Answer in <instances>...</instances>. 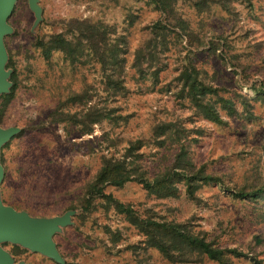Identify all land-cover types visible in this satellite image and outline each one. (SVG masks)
<instances>
[{
	"label": "rangeland",
	"instance_id": "rangeland-1",
	"mask_svg": "<svg viewBox=\"0 0 264 264\" xmlns=\"http://www.w3.org/2000/svg\"><path fill=\"white\" fill-rule=\"evenodd\" d=\"M36 6L38 11L29 0H15L5 20L7 77L0 96L9 91L12 70L17 87L0 129L17 131L0 146V202L32 219L72 214L51 236L59 262L20 243L0 241L12 264H171L145 246L144 237L123 215L106 210L100 201L85 215L77 208L101 158L122 156L127 143L137 138L143 140L137 162L148 177L171 166L183 147L195 168L222 183L202 186L194 199L181 183L172 198L149 195L134 183L109 187L106 193L140 215L183 224L219 248L236 249L242 256L233 264H251L254 257L264 264V199L239 200L226 191L264 187V0H178L174 14L200 47H189L187 36L171 44L156 65L162 69L158 81L151 75L154 68L138 76L131 67L134 49L145 42L155 21H163L147 0H36ZM72 21L102 23L114 30L118 42L124 40L126 94L108 96L99 66L86 57L73 66L60 53L44 60L37 40L68 34ZM187 54L205 82L221 88V95L235 104L233 117L220 111L225 125L203 119L187 100L176 98L175 79ZM71 93L81 95L82 102L70 106L66 100ZM90 105L114 106L119 117L95 125L58 123L52 121L57 116L50 117L56 108L79 113ZM161 122L174 123L178 134L158 147L149 130ZM183 264L215 263L192 258Z\"/></svg>",
	"mask_w": 264,
	"mask_h": 264
},
{
	"label": "trees",
	"instance_id": "trees-1",
	"mask_svg": "<svg viewBox=\"0 0 264 264\" xmlns=\"http://www.w3.org/2000/svg\"><path fill=\"white\" fill-rule=\"evenodd\" d=\"M178 0H147V4L163 17V21H155L149 28L145 42L134 49L131 67L138 76H144L146 70L154 68L151 72L154 81H158L161 68L156 66L160 57L169 50L171 44H180L182 36H187L185 21L174 14V5ZM199 3L197 4V6ZM225 8V4H221ZM177 29L175 31L174 29ZM114 30L108 29L102 23H90L89 21H72L69 25L68 34H56L46 39H38L36 47L40 50L42 57L47 62L53 53H60L70 64L75 65L83 58H88L99 66L101 81L104 91L111 94L113 99L118 94H126L127 89L124 81V70L127 54L122 49L121 43L126 45L120 38L118 42L113 38ZM187 40L188 46L200 47V41ZM202 45V44H201ZM209 50L214 51V43L207 44ZM86 53V54H84ZM155 63V64H154ZM177 85L176 98L187 100L196 114L203 119L216 124L225 125L220 111L225 112L229 117L237 114L233 101L221 95V88L213 87L205 82L200 70L195 65L189 54L182 60L181 68L175 79ZM10 88L6 94L0 96V123L3 113L14 98L17 85L14 70L9 76ZM101 83V82H100ZM81 95L71 93L67 97L70 106L82 102ZM243 105V104H242ZM245 106V105H244ZM117 109L99 108L89 106L83 112H71L60 108L54 109L50 117L57 116L54 122L63 123L67 121L95 125L102 121L115 122ZM60 113V114H59ZM61 117V118H59ZM89 131V130H86ZM89 133V132H85ZM175 124L161 122L153 125L149 130V139L158 147H163L177 136ZM143 140L137 138L127 143L124 154L115 157H102L91 181L83 186L82 197H80L77 208L82 215L90 213L95 209V202L100 201L106 210L110 208L116 213L125 217L126 221L133 226L143 237L147 248H152L160 253L165 260L171 264L188 263L192 258H205L215 264H233V259L240 258L241 252L236 249H222L204 235L190 232L185 225L154 215H140L130 206L116 201L106 189L122 188L126 184L134 183L143 188L149 195L157 198L176 197L179 192V184L184 187L188 198L194 199L196 192L204 185L221 184L222 179L218 176L206 174L204 169L195 168L188 161L184 148H180L175 155L171 166L153 177H148L147 171L143 168L139 151L143 146ZM230 196L239 199L258 200L264 199V187L251 191L226 190ZM260 242V241H259ZM258 242V243H259ZM251 264H262V261L254 257Z\"/></svg>",
	"mask_w": 264,
	"mask_h": 264
},
{
	"label": "water",
	"instance_id": "water-1",
	"mask_svg": "<svg viewBox=\"0 0 264 264\" xmlns=\"http://www.w3.org/2000/svg\"><path fill=\"white\" fill-rule=\"evenodd\" d=\"M15 0H0V92L5 90L4 78L7 77L3 71L5 55L2 46V37L7 32L5 20L11 11ZM30 7L36 11V0H29ZM16 129H0V146L9 140ZM2 173L0 171V180ZM72 212L61 218L32 219L25 213H18L9 207H3L0 202V241L9 240L20 243L33 251L40 252L55 261L60 258L51 243V236L57 227L64 223ZM0 264H12L8 254L0 249Z\"/></svg>",
	"mask_w": 264,
	"mask_h": 264
}]
</instances>
